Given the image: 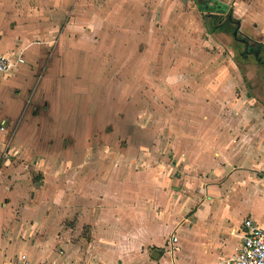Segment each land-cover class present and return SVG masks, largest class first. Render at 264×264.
Masks as SVG:
<instances>
[{
    "label": "crops",
    "instance_id": "0c3cea01",
    "mask_svg": "<svg viewBox=\"0 0 264 264\" xmlns=\"http://www.w3.org/2000/svg\"><path fill=\"white\" fill-rule=\"evenodd\" d=\"M147 6L146 0H0V56L21 54L23 59L10 73L0 75V202L4 195L10 198L0 206H14L13 200L18 196L24 199L15 206L13 220L0 218V263L26 254L29 260L54 264H169L167 255L174 253L176 245L184 253L188 242L192 245L188 246L192 250L187 256L188 264H209L231 257L238 240L230 232L238 229L245 218H251L264 230V221L258 215L260 206L256 203L233 199V204L227 207L209 204L211 191L237 198L240 194L251 196L264 190V148L257 151L241 148L233 157V152L225 156L224 148H218V156L222 158V165L216 170L219 174L226 172L231 163L239 166L231 169V174L227 172L228 177L221 185L225 188L215 189L206 176L187 178L192 186L187 189L185 204H178L184 197L183 189L172 194L174 201L168 205L161 203L167 197L161 192L150 195L158 202L151 208L144 205L145 177L140 171L130 176L128 157L122 155L120 167L114 170L115 157H96L93 153L88 157L84 140L76 141L66 132L70 118L65 119L61 109L71 97L74 104L80 84L89 80L97 88L113 87L108 77L104 83L101 81L100 72H112L114 54L117 57L125 54L114 44L130 41L127 32L122 31L117 38L111 33L115 24L121 30L131 26L140 30L138 45L144 48L139 55L146 54L151 44L146 27L157 25L156 14L146 15ZM35 10L37 16H33ZM67 10L72 11V17L63 25L61 17ZM115 12H119L117 22L113 19ZM34 19L36 26H31L35 25L30 22ZM100 45L104 47L98 48ZM83 72H90V76L84 78ZM207 84L202 87L203 98L209 97L204 92ZM23 130L43 132L47 137L44 147L23 148L20 143ZM95 130L85 133L83 138L93 136ZM98 164L105 165L104 171L98 175L96 167L94 177H87L86 172ZM110 167L112 173L102 177ZM33 171L41 173V185L34 182ZM163 172L159 178L172 184L185 179L169 180L168 173ZM255 172L261 174L258 179L255 177L257 180L253 177ZM24 179L29 183L27 200L24 189L19 187ZM7 181L13 188L5 189ZM231 181L244 186L227 188ZM196 183H203L205 199L195 194ZM112 184L117 188H112ZM130 185L137 189L136 196L130 194ZM111 192L119 193L123 204L107 202L99 206L100 195ZM77 197H84L87 205L78 204ZM130 198L137 203H131ZM22 203L26 206H21ZM73 220V226H65ZM84 225L91 229L89 243L79 238L78 230ZM36 226L46 235L44 246L35 247L38 243L34 244L32 237ZM71 232L76 235L71 236ZM172 236L177 239L174 249L169 244ZM164 246L165 253L152 252L154 248L163 251ZM28 247L31 256L26 253ZM212 249L214 252H209ZM171 264L181 261L174 258Z\"/></svg>",
    "mask_w": 264,
    "mask_h": 264
},
{
    "label": "rangeland",
    "instance_id": "374dc122",
    "mask_svg": "<svg viewBox=\"0 0 264 264\" xmlns=\"http://www.w3.org/2000/svg\"><path fill=\"white\" fill-rule=\"evenodd\" d=\"M146 4V15L150 17L156 14L154 21L157 24L155 27H146L148 43L151 41L150 46H146V54L139 55L143 54L144 48L138 45L140 30L133 26L121 30L115 24L111 33L117 38L122 31L127 32L130 41L117 42L116 46L114 44V47L119 45L117 49L124 50L125 54L119 57L114 54L112 72H100L101 81L104 83L108 77L113 87L107 90L104 87L97 88L88 80L76 90L74 104L71 97L61 111L65 119L70 118L66 122V132L76 141L84 140L83 148H87L85 152L88 157L91 153L96 157H115L114 170L120 167L119 158L122 155L129 158L130 176L138 171L144 175V205L152 208L158 203L153 196L159 192L167 196L163 197L161 203L168 205L174 201L172 194L183 189L181 192L184 197L180 198L178 204H185L187 189L192 186L187 183V178L206 176L207 180L214 183L215 189L225 188L221 185L228 177L227 172L231 174V169L239 166L231 163L226 172L219 174L216 170L221 167L222 158L218 156V148H224L222 151L226 153L225 156H231L230 152H233L231 157L239 154L234 152L241 148H252L254 151L264 148V0H146ZM204 6L213 9L204 11ZM36 13L35 10L33 16H37ZM118 14L114 13L115 22ZM135 16L136 13H133ZM71 17V10L63 13V25ZM214 18L215 26L212 25ZM30 22L35 24L31 26H36L37 20ZM235 23L239 24L238 30ZM233 32H236L237 40L232 36ZM122 35L125 36V33ZM243 41L247 42V46ZM101 47L104 46L98 48ZM88 76L90 72H83L84 78ZM206 82L207 91L204 92L209 97L203 98L202 87ZM93 130V136L83 138L85 133ZM21 135L23 148H43L47 140L43 132L23 130ZM38 138L42 139L41 142ZM96 167V173L100 175L105 165L92 166L93 169L86 172L87 177H94ZM162 170L164 174L168 173L169 180L175 177L185 179L180 184H172L159 178ZM110 173L111 167L102 177L106 178ZM31 176L35 183L41 185L40 172H34ZM253 177L258 179L261 174L255 172ZM183 183L185 186H182ZM28 184L27 179H24L19 185L24 189L26 200L29 199ZM196 184L195 194H199L202 200L203 183ZM232 185L234 189L244 186L239 181H231L226 187ZM4 187L10 189L13 185L7 181ZM112 188L117 187L112 184ZM130 189V194H138L135 187L130 185ZM111 193L100 195L97 204H123L119 201V193ZM210 194L212 201L209 204L212 205L227 207L233 204V199L256 203L260 206L258 215L264 221V190L257 195L240 194L237 198L217 191H211ZM9 199V196L4 195L1 202L8 203ZM76 199L78 204L87 205L84 197ZM130 200L131 203H137L132 198ZM22 201V196H18L13 200L14 206H0V218L13 220L15 206ZM32 206L35 205L30 204ZM74 222L65 226L71 227ZM3 224H6L5 220ZM78 231L82 242L89 243L90 227L84 225ZM34 232L33 242L38 243L35 247L44 246L47 239L43 230L36 226ZM75 235L71 232V236ZM182 242L184 245L185 242ZM186 245L184 253L179 252L180 246L176 245L174 253L167 255L169 264L174 258L181 264H188L187 256L192 251L189 250L192 245L188 242ZM81 247L83 249L82 244ZM152 252L157 254L155 250ZM26 253L31 256L30 247Z\"/></svg>",
    "mask_w": 264,
    "mask_h": 264
},
{
    "label": "built area",
    "instance_id": "2783aa9c",
    "mask_svg": "<svg viewBox=\"0 0 264 264\" xmlns=\"http://www.w3.org/2000/svg\"><path fill=\"white\" fill-rule=\"evenodd\" d=\"M23 63L21 54L0 56V75H7L17 65ZM230 234L238 240V247L231 257L219 259L209 264H264V230L257 226L251 218H245L238 229ZM176 237L170 238L169 244L174 249ZM63 255V252H59ZM0 264H54L47 261H32L25 255H19L12 261Z\"/></svg>",
    "mask_w": 264,
    "mask_h": 264
},
{
    "label": "flooded vegetation",
    "instance_id": "af4514ba",
    "mask_svg": "<svg viewBox=\"0 0 264 264\" xmlns=\"http://www.w3.org/2000/svg\"><path fill=\"white\" fill-rule=\"evenodd\" d=\"M205 7H207V6H204V8H205ZM208 9H209V7H207L206 10H208ZM204 10H205V9H204ZM229 20H230V18L227 19L228 22H230ZM235 26H236V29L238 30V28H239V24H238V23H235ZM232 36L236 39V32H235V33L233 32V33H232ZM236 40H237V39H236ZM243 43L245 44V46H247V42H246V41H243ZM259 47H260V46H258V48H259ZM257 51H259V50H257ZM257 51H255V52L257 53ZM262 70H263V73H264V66L262 67Z\"/></svg>",
    "mask_w": 264,
    "mask_h": 264
},
{
    "label": "trees",
    "instance_id": "16d2710c",
    "mask_svg": "<svg viewBox=\"0 0 264 264\" xmlns=\"http://www.w3.org/2000/svg\"><path fill=\"white\" fill-rule=\"evenodd\" d=\"M215 24H216V23H215V18H214V19L212 20V25L215 26ZM213 29H215V27H213ZM154 250L157 251L159 255H161L162 252H163V251H162L161 249H159V248H154Z\"/></svg>",
    "mask_w": 264,
    "mask_h": 264
},
{
    "label": "water",
    "instance_id": "95a60500",
    "mask_svg": "<svg viewBox=\"0 0 264 264\" xmlns=\"http://www.w3.org/2000/svg\"><path fill=\"white\" fill-rule=\"evenodd\" d=\"M204 9H205V10H204ZM206 9H207V7L203 8L204 11H207ZM211 9H213V8L209 7L208 10H211Z\"/></svg>",
    "mask_w": 264,
    "mask_h": 264
}]
</instances>
